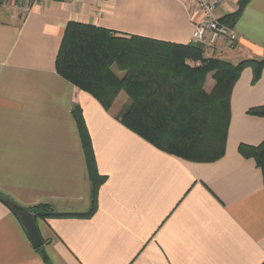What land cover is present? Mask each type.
Returning <instances> with one entry per match:
<instances>
[{"label":"crops","instance_id":"obj_1","mask_svg":"<svg viewBox=\"0 0 264 264\" xmlns=\"http://www.w3.org/2000/svg\"><path fill=\"white\" fill-rule=\"evenodd\" d=\"M2 0H0L1 2ZM228 0L218 16L235 13ZM202 19L195 0H6L0 4V194L25 209L57 212L93 205L88 160L74 109L92 138L99 174L91 216L37 217L44 241L34 248L21 221L0 199V264H264V175L240 144L264 141V68L254 84L245 68L233 87L225 155L191 162L169 154L125 126L91 93L58 73L70 21L116 35L191 43ZM225 23V22H224ZM228 24V23H226ZM238 38L205 53L234 64L264 58V0H248L233 25ZM207 76L205 89L215 81Z\"/></svg>","mask_w":264,"mask_h":264},{"label":"trees","instance_id":"obj_2","mask_svg":"<svg viewBox=\"0 0 264 264\" xmlns=\"http://www.w3.org/2000/svg\"><path fill=\"white\" fill-rule=\"evenodd\" d=\"M222 18L233 25L245 3ZM198 45L158 41L137 35L124 37L109 29L70 21L56 60L59 74L78 88L91 93L109 109L125 91L130 106L120 121L157 148L180 158L210 162L224 155L231 118L232 90L241 72L253 70L252 83L262 75L263 59H244L236 64L205 57ZM212 73L213 89H205ZM264 116V105L249 109ZM92 181L93 205L84 213H63L41 203L29 209L37 217L91 216L97 210L98 191L105 180L99 174L91 139L80 107L74 109ZM239 152L253 158L264 175V141L257 146L241 144ZM16 213L18 206L0 194ZM46 209H49L47 213ZM17 214V213H16ZM18 215V214H17ZM44 261L49 259L44 255Z\"/></svg>","mask_w":264,"mask_h":264},{"label":"built area","instance_id":"obj_3","mask_svg":"<svg viewBox=\"0 0 264 264\" xmlns=\"http://www.w3.org/2000/svg\"><path fill=\"white\" fill-rule=\"evenodd\" d=\"M29 2V0H20ZM104 1V0H98ZM202 13V19L197 22L191 40L196 44L215 46L222 38L234 43L238 38L235 29L224 23L218 16V7L228 0H195Z\"/></svg>","mask_w":264,"mask_h":264},{"label":"water","instance_id":"obj_4","mask_svg":"<svg viewBox=\"0 0 264 264\" xmlns=\"http://www.w3.org/2000/svg\"><path fill=\"white\" fill-rule=\"evenodd\" d=\"M16 213L20 216L33 247L36 249L41 247L44 241L36 223V213L30 209L16 210Z\"/></svg>","mask_w":264,"mask_h":264},{"label":"rangeland","instance_id":"obj_5","mask_svg":"<svg viewBox=\"0 0 264 264\" xmlns=\"http://www.w3.org/2000/svg\"><path fill=\"white\" fill-rule=\"evenodd\" d=\"M6 0H2L1 2H0V4H3L4 2H5ZM30 1V0H29ZM222 39H227V38H222ZM228 40V39H227ZM193 45H198V46H204V47H206V48H208V49H210V48H213L214 46H210V45H204V44H196V43H193V42H191ZM219 43V42H218ZM217 43V44H218ZM216 44V45H217ZM229 44L232 46V44L233 43H231V42H229ZM215 45V46H216ZM204 47H202V48H204ZM203 55L205 56V57H209L206 53H205V51L203 50ZM212 58H217V59H221V60H223L222 58H219V57H215V56H211ZM211 78L214 80V78H213V76L211 75ZM215 81V80H214ZM122 92V91H121ZM120 92V93H121ZM232 92H233V90H232ZM119 93V94H120ZM119 94L116 96V98H115V100H114V102L116 101V99L118 98V96H119ZM128 96V95H127ZM232 96V95H231ZM118 100V102L119 103H121V100L118 98L117 99ZM114 102L112 103V105H111V107L113 106V104H114ZM125 103V105H123L122 107H119V108H117V116H118V119L120 118V116L119 115H121L124 111H126L127 110V108L130 106V104H131V100H130V98H129V100L127 101V102H124ZM110 107V108H111ZM109 108V109H110ZM109 109H107V110H109ZM248 113H249V111H248ZM82 116H83V119H84V124H85V127H86V129H87V132H88V134H89V137H90V139H91V143H92V138H91V135H90V133H89V129H88V127H87V124H86V121H85V117H84V115H83V112H82ZM120 120V119H119ZM230 120H231V118H230ZM75 121H76V119H75ZM121 122V121H120ZM76 123H77V121H76ZM77 127H78V124H77ZM78 131H79V135H80V139H81V142H82V138H81V134H80V130H79V127H78ZM227 139H228V136H227ZM226 144H227V140H226ZM226 144H225V150H226ZM241 145V144H240ZM92 146H93V144H92ZM93 151H94V149H93ZM95 154V153H94ZM173 155V154H172ZM224 155H225V151H224ZM223 155V156H224ZM176 156V155H175ZM222 156V157H223ZM221 158V157H220ZM96 159V158H95ZM184 159V158H183ZM185 160H187V159H185ZM96 161V160H95ZM187 161H191V162H197V161H192V160H187ZM18 210H22V209H20V208H17ZM51 210H54V208H52ZM46 211H47V213H49L48 211H49V209H46ZM56 211V210H55Z\"/></svg>","mask_w":264,"mask_h":264}]
</instances>
